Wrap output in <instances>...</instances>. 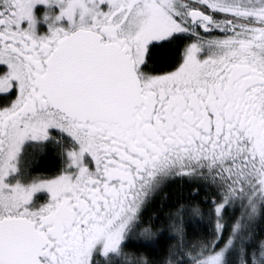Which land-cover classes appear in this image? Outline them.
Instances as JSON below:
<instances>
[{"label": "snow or ice", "instance_id": "1", "mask_svg": "<svg viewBox=\"0 0 264 264\" xmlns=\"http://www.w3.org/2000/svg\"><path fill=\"white\" fill-rule=\"evenodd\" d=\"M0 264H264V0H0Z\"/></svg>", "mask_w": 264, "mask_h": 264}, {"label": "trees", "instance_id": "2", "mask_svg": "<svg viewBox=\"0 0 264 264\" xmlns=\"http://www.w3.org/2000/svg\"><path fill=\"white\" fill-rule=\"evenodd\" d=\"M181 192V189L179 188L178 185H172L168 189V194L172 199H175L176 196H178ZM161 210V202L158 200L156 201L149 209H148V215H151L157 211ZM164 211H167V207L165 206Z\"/></svg>", "mask_w": 264, "mask_h": 264}]
</instances>
